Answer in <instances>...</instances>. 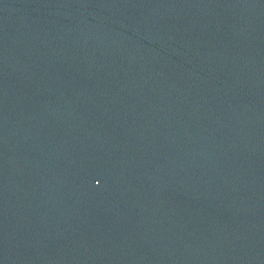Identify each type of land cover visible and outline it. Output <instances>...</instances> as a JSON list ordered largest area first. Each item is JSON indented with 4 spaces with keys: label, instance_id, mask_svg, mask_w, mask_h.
<instances>
[{
    "label": "water",
    "instance_id": "obj_1",
    "mask_svg": "<svg viewBox=\"0 0 264 264\" xmlns=\"http://www.w3.org/2000/svg\"><path fill=\"white\" fill-rule=\"evenodd\" d=\"M0 264H264V0H0Z\"/></svg>",
    "mask_w": 264,
    "mask_h": 264
}]
</instances>
